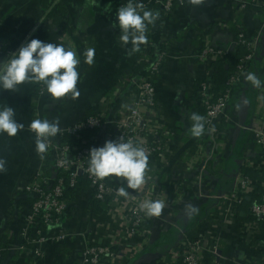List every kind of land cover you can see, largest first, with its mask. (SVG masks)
I'll use <instances>...</instances> for the list:
<instances>
[{
	"label": "crops",
	"instance_id": "0c3cea01",
	"mask_svg": "<svg viewBox=\"0 0 264 264\" xmlns=\"http://www.w3.org/2000/svg\"><path fill=\"white\" fill-rule=\"evenodd\" d=\"M134 2L158 18L148 26L147 43L130 54L132 45L120 42V0H0V60L35 38L71 47L81 61L80 96L74 100H53L41 83H25L16 93L0 91V107L14 108L17 122L24 125L15 137L0 135V158L6 161L0 173V264H82L86 247L96 244L114 253L102 264H181L179 254L189 239L204 242V264H264V244L244 233L247 221L228 213L223 200L243 165L264 167V143L256 135L264 133V84L257 88L245 78L236 87L217 136L212 138L206 128L200 137L191 134V115L203 116L200 86L209 81V64L200 58L203 42L226 48L236 29L258 33L249 72L264 81V0H187L169 14L152 0ZM89 48L95 49L92 65L85 62ZM161 57L162 70L152 77L158 109L147 112V120L155 128L165 127L164 150L148 163L146 184L128 189L123 178L106 177L116 194L100 203L82 181L68 196L60 226L42 230L46 242L37 247L38 258L22 235L32 211L25 188L46 164L45 154L42 159L36 152L30 123L59 120L64 129L103 114L106 125L93 137L95 147H102L114 140L113 126L131 106L138 81ZM121 187L127 197L118 195ZM263 191L264 182H255L253 201ZM149 200H161L165 207L132 236L129 216ZM61 229L67 239L53 241ZM213 240L219 241L216 254Z\"/></svg>",
	"mask_w": 264,
	"mask_h": 264
},
{
	"label": "built area",
	"instance_id": "2783aa9c",
	"mask_svg": "<svg viewBox=\"0 0 264 264\" xmlns=\"http://www.w3.org/2000/svg\"><path fill=\"white\" fill-rule=\"evenodd\" d=\"M62 0H52L53 3H59ZM122 5H126L128 0H120ZM139 1V0H134ZM153 3L161 5L166 14L187 0H152ZM237 44L246 46L248 53L243 57L241 64L237 68L235 75L226 83L224 89L215 98L208 86H200V96L203 108L205 110L204 125L212 138L217 136L221 122L228 119V104L235 88L241 84L249 73V64L254 59L259 46V35L249 37L244 33L238 35ZM228 51L215 48L208 41L205 42L200 58L203 60L223 57ZM163 57L155 60L150 66L151 73L158 72L163 65ZM142 90L146 94L140 95L141 100L138 109L135 103L127 109L125 113L115 122L113 126L112 137L114 140L122 138L123 142L132 141L135 145L143 147L150 159L156 145L138 143L137 138H147L145 132L150 131V123L147 115L140 113L141 108L152 106L154 98V86L152 83L145 85ZM264 101L262 102V104ZM264 106V105H263ZM145 112V110H144ZM105 115H92L84 121L71 127L62 129V131L53 138L49 139L48 149L45 153L46 164L33 176L31 182L26 186V193L33 198L31 214L26 218V227L23 230L24 243L32 246L34 254L39 258L41 251L37 249L39 245L46 242L42 235L43 229L58 227L61 224L63 215L68 209V200L66 191L68 189H78L82 181H87L94 189V198L100 203H108L109 198L116 194V188L108 184L105 179L97 178L88 171L89 148H80L72 146L64 140L66 138L77 137L83 133L93 130H101L106 125ZM34 134V133H33ZM258 142L264 143V133L256 132ZM35 137V134H34ZM148 159V161H149ZM50 168L66 173L68 179L56 178L50 172ZM253 187V181L245 177L240 172L235 180L233 189L224 195L223 200L227 205V212L232 213L234 207L241 205L244 199L250 194ZM252 220L244 225V233L252 237H259L264 230V194L261 201H256L249 209ZM135 220L130 227V234L136 235L142 228V223L148 219L140 206L133 212ZM32 232L35 234L32 236ZM67 239V233L60 230L55 242H63ZM212 251L218 253L219 241L213 240ZM19 249H24V246ZM205 246L201 239H189L185 242L182 252L179 254L182 264H204ZM112 250L105 245H89L83 254L82 264H102L107 256H113Z\"/></svg>",
	"mask_w": 264,
	"mask_h": 264
},
{
	"label": "clouds",
	"instance_id": "9594fccd",
	"mask_svg": "<svg viewBox=\"0 0 264 264\" xmlns=\"http://www.w3.org/2000/svg\"><path fill=\"white\" fill-rule=\"evenodd\" d=\"M142 13V14H141ZM158 16L153 11L146 10L142 3L128 0L116 14V20L121 31L122 45H132L130 54L140 51V46L147 43L146 32L149 25H153ZM95 49H87L85 62L92 65ZM81 63L77 52L63 44L49 43L39 39H31L22 44L18 50L11 52L7 58L0 60V91L16 93L19 86L25 83H41L47 94L53 100L68 97L76 99L80 96L77 87L80 73L78 65ZM246 80L259 88L262 81L255 73L249 72ZM191 134L200 137L205 131L204 117L193 113ZM24 125L17 122L15 109L6 105L0 107V135L15 137L22 131ZM35 134V147L38 155L48 149L50 138L56 137L62 129L59 120L34 119L29 125ZM148 155L143 147L132 141L106 140L102 147H93L88 155V171L97 178L116 177L126 181L128 189H140L148 177ZM6 161L0 158V173L4 172ZM125 187L118 190V195L128 196ZM148 217L161 215L165 204L161 200L144 201L140 205Z\"/></svg>",
	"mask_w": 264,
	"mask_h": 264
},
{
	"label": "trees",
	"instance_id": "16d2710c",
	"mask_svg": "<svg viewBox=\"0 0 264 264\" xmlns=\"http://www.w3.org/2000/svg\"><path fill=\"white\" fill-rule=\"evenodd\" d=\"M234 33H235L234 38H233L234 40H233L232 44L229 47L220 48V49H223L224 51H228L225 56L217 57L214 59L210 58V59L206 60L207 63L209 64V81L204 83V84L208 85V87L210 88V90H211V92L215 98L224 89L226 83L231 79V77L233 75H235V73L237 72L238 66L242 62L243 57L248 53L246 46L237 44L238 35H240V33H244L245 35H248L249 37H253V36L258 35V33L256 35H249L246 31L238 30V29L234 30ZM202 46L204 48V42L202 43ZM256 56H257V51H256V54L254 56V59L249 64V70L251 69V66L254 64V62L256 60ZM241 84H239V85H241ZM200 91H201V89H199V96H200ZM233 94H234V92H233ZM200 101H201V105L203 108L201 97H200ZM204 115H205V110L203 108V117H204ZM90 116H92V115H90ZM90 116H88V117H90ZM101 130L89 131V132L83 133L82 135H79L77 137L66 138L64 141L68 142L72 146L74 145L75 147H80V148L85 147V148L91 149V148L95 147L93 137H95L96 134ZM153 160H156V157L154 155L149 159L148 163L152 162ZM49 170H50L49 173H51L56 178H64L66 180L68 179V175L66 173H61L60 171H57V170L52 169V168H50ZM241 172L245 177L251 178L253 181V184H255V182H264V167L262 169L254 170L248 164H245L242 166ZM104 179L106 181V178H104ZM31 180H30V182H31ZM85 182L88 183L87 181H85ZM73 191L74 190L68 189L66 191L67 197L70 196L73 193ZM93 191H94V189H93ZM94 194H95V191H94ZM263 194H264V191L260 194V197L258 199H256L255 201H253L252 196L249 194L244 199V201L241 205L234 207L232 214L235 217H237L238 219H240L242 222L252 220V218L249 214V211L247 212V209L248 208L250 209V207L252 206V204L254 202L261 201ZM31 200L33 202V198H31ZM242 212H245V213L247 212V214L245 216H241ZM134 220H135V216L133 214H130L129 225H131V223H133ZM149 223H150V219L148 218L142 223V228L143 229L147 228V226H149ZM129 231H130V227H129ZM257 240L264 244V230L262 231L261 235L257 238ZM181 264H182V262H181Z\"/></svg>",
	"mask_w": 264,
	"mask_h": 264
},
{
	"label": "rangeland",
	"instance_id": "374dc122",
	"mask_svg": "<svg viewBox=\"0 0 264 264\" xmlns=\"http://www.w3.org/2000/svg\"><path fill=\"white\" fill-rule=\"evenodd\" d=\"M161 70H162V67L156 73H151L152 71H149V76L140 78V80L137 83L136 94L134 96V99L132 100L133 101L132 103H135V106L138 107V109L140 107H142L139 105V101H144V100H141L140 95L146 94L145 90H142L143 92H141V88H143L145 85L150 84V83H152V85L154 86V98H155V100L152 101L153 105L152 106L149 105V107H146V108H141L140 113L147 115V112L156 113L155 111L158 109V107H157V101H158L157 100V90L155 88V85L152 82V77H156L157 75H159ZM204 85L208 86L206 84H204ZM144 110H145V112H144ZM150 126H151L150 131L148 133L145 132V134H147L148 137L145 139L144 138H137L138 139L137 142L139 144L144 143V144H148V145L149 144L150 145H156L157 150H155L154 156L157 157L164 150L162 137H163V135H165V127L162 125V126H159L158 128L157 127L155 128L151 124H150ZM67 200H68V198H67Z\"/></svg>",
	"mask_w": 264,
	"mask_h": 264
}]
</instances>
